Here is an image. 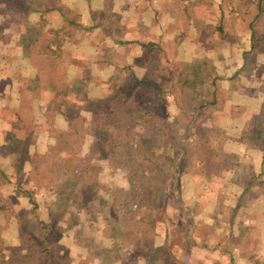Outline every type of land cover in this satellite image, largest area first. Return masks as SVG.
Listing matches in <instances>:
<instances>
[{"label": "crops", "instance_id": "crops-1", "mask_svg": "<svg viewBox=\"0 0 264 264\" xmlns=\"http://www.w3.org/2000/svg\"><path fill=\"white\" fill-rule=\"evenodd\" d=\"M33 5L35 11L25 10L29 21L38 22L42 17H48L53 28H60L65 17L85 26H94L91 34L102 32V46L98 43L93 51L94 57L102 51V61H107L105 57L108 58L107 53L112 50L124 54L120 52L132 43L136 46V43L157 42L165 52L168 64L177 62L181 67L193 62L206 64L211 69L212 78L222 79L219 83L222 102L217 113L218 126L225 136V147L216 164L217 172L215 175L191 176L187 172L182 173V204L192 212L190 220L195 227V249L190 252V257H183L190 264H220L224 256H233L235 264H264V197L256 194L264 190L261 186L264 179L261 177L260 182L253 183L252 187L241 184L239 178L234 180L236 174L247 175L250 180L253 174L259 176L264 171V0H34ZM111 23L115 25L113 30ZM25 25L19 23L20 32ZM8 32L11 33V28ZM24 39V35H21L16 41L14 33L6 43L9 56L12 55L8 61L11 64L26 63L34 68L30 58L20 51ZM119 41L131 44L121 46ZM17 53L19 56L15 57ZM75 58L72 53L63 59V62L70 60L63 84L40 83L37 88L38 83L32 82V87L16 84L14 89L5 88L1 99L7 105L1 104V111L8 106L10 110L19 113L20 107L31 95L29 112L37 114L42 108L41 111L48 112L46 123L53 114L56 128L69 131L70 124L73 126L75 121L60 113L55 114L54 111L59 103L70 100L69 95L76 80L83 83L86 79L84 74L79 77L74 73L72 75ZM134 60L132 57L125 58L128 65H134ZM114 69L111 66L100 69L102 83L107 82ZM28 76H24V79L40 77L38 69ZM0 118V124L6 125L5 121L8 122L7 128L17 127L12 122L22 120L21 117L14 121ZM10 136L0 135V160L4 162L18 158L14 153L3 155V148L11 143H28L17 135ZM51 142L54 143L53 139L45 143L36 139L33 142L35 146L29 145L30 153L46 154L50 147L45 148V145H53ZM189 169L190 166L180 168L179 171ZM23 170L26 171V165ZM221 171H225L224 175L220 174ZM247 189L254 195L244 200L241 209L245 213L234 218V226L231 228L230 215L227 212L224 214L223 208L229 212ZM224 224H229L226 231ZM240 226L248 227L249 231L243 236L244 242L235 245L234 240L241 235ZM200 227L206 229L207 236L197 233ZM65 235L61 234L56 244L63 246ZM225 236L228 240L226 249L218 245L219 240ZM102 240V258L97 256L92 264H106L108 256H112L105 255L108 251L125 253V250H121L124 253L117 251L113 240L104 234ZM164 242V236L155 238L156 247L162 246ZM85 248L88 249L82 245L83 251H86ZM113 261L115 264H127L117 258ZM136 264L148 263L137 260Z\"/></svg>", "mask_w": 264, "mask_h": 264}, {"label": "rangeland", "instance_id": "rangeland-1", "mask_svg": "<svg viewBox=\"0 0 264 264\" xmlns=\"http://www.w3.org/2000/svg\"><path fill=\"white\" fill-rule=\"evenodd\" d=\"M23 7L16 0H0V105H7L6 102L2 103L1 99L5 88L8 90L16 84H27L32 87L30 84L36 83L33 78L25 80L24 76L29 77L28 74L35 73L37 68H30L26 63L11 64L8 60L12 55L9 56V48L5 47L14 33L16 41L21 35H26L25 30L20 32L18 29L20 22L24 25L35 23L33 20H28ZM78 16L83 19L81 14ZM110 25L112 30L115 29L113 23ZM10 28L11 33L8 32ZM96 33L90 35L78 33L75 36L77 45L70 44L68 46V50L72 49L71 52L76 57L72 75L74 73L79 77L84 74L86 79H89L87 81L93 80L90 82L89 89L91 97L94 99L92 102H86L85 107L81 104L79 109L73 110V115L79 114L80 116L72 118L75 123L73 126L70 124L69 131L62 130L85 136L86 141L82 146H78L76 149L66 146L64 136L60 134L62 131L55 126V115L51 114L48 123H46L45 118H47L48 112L41 111L42 108L37 111V114L29 112L31 95L20 107L19 113L10 110L8 106H5L6 109L2 112V106H0V117H5V120L14 121L17 117L22 118L21 121L12 122L17 125L13 128L10 126L7 128L6 125H9L7 121H5L6 125L1 123L0 135H7L10 138V135L14 137L17 135L28 142L26 145L11 143L7 145V148L2 149L3 155L14 153L18 159L9 162L0 160V257L4 254L8 255L9 252L6 251L8 248L19 247V232H21V236H25L29 240L40 239L43 236V231L39 221L50 224L53 218H57L60 227L52 233L50 238L52 244L61 250L66 264H92L93 261L90 262L89 258L97 256L102 258V241H104L102 240V215L117 225L120 223L115 212L121 203L131 201L133 198V189L126 179V175L129 176L132 173L138 176L144 175V179L141 180L142 185L137 184V186L148 192L145 201L150 204L149 207H152L143 208L139 217H161L159 215L165 206L169 204L179 207L182 202L181 193L184 184L182 173L187 172L188 174V171H178L175 174L172 164L161 157V151L158 149L160 145H154L156 139L152 137L157 133V128L153 124L139 128L138 134H136V130L125 133L115 128L104 129L110 121L109 113H111L113 102L105 101L102 91L98 87L102 83V70H100L102 66L96 63L93 51L97 48L98 43L102 46V32ZM36 35L37 33H32V39ZM120 53H124L123 56L113 58L115 61L132 57L133 60L135 59L133 67L141 78L159 81L156 73L154 76L148 73L144 66L145 63L139 59L140 47L130 45L124 47ZM14 56L17 57L19 54ZM162 62L175 74H180L186 66L181 67L177 62L168 64L164 51ZM63 63L67 66L70 60H65ZM82 84L81 81L76 80L75 85ZM160 87H163L162 82H160ZM138 99H141L145 105L152 103L150 107L154 109V116L162 114L159 109L163 104L161 96L146 94L144 98L141 95ZM127 112L130 111L127 109ZM170 113L172 114L171 123L177 127V113L173 109ZM124 115L125 112H123ZM94 119L95 121H93ZM99 133H101V138L97 139ZM88 134L93 136L92 140ZM137 135H141L142 138L149 137L154 142L142 145L132 143L131 141ZM36 139H41L44 143L46 140L53 139L54 143L45 145V148L50 147L46 154L30 153L29 145L35 146L33 142ZM91 145H94L93 147L96 149L95 153H92V156H95L93 160H90ZM101 157L102 161H99L98 159ZM146 159L150 161L147 162ZM133 164L139 165V168H136L138 171H119L115 167L123 165L130 170L134 169ZM191 164L190 157H183L174 166H178L180 170V168L185 169ZM25 165L26 171L23 170ZM65 201L71 205L70 208L65 209L62 205ZM32 202L37 205L36 208ZM132 211L135 212L136 209L133 208ZM173 213L175 215L173 219L177 222L184 217V214H179L178 209L173 210ZM60 215L63 216L60 217ZM127 219L130 220V216ZM122 225H125L127 227L125 230L129 232L126 238L121 237L124 241L123 245L131 249L134 240L130 233L134 236L137 226L132 223V220L130 223H122ZM121 228L120 223L118 229L111 228L109 231L112 236L120 238ZM174 229L177 230L178 225ZM67 230L69 231L66 232ZM64 233L66 234L62 240L64 245L56 244V240ZM82 245L88 247L90 252L86 248V251H83ZM71 248L74 249L71 251ZM116 249L122 253L124 252L121 250H125ZM75 252L79 254L77 255ZM115 258L108 256L109 260L106 264H115L116 262L113 261ZM118 258L122 260L120 257Z\"/></svg>", "mask_w": 264, "mask_h": 264}, {"label": "trees", "instance_id": "trees-1", "mask_svg": "<svg viewBox=\"0 0 264 264\" xmlns=\"http://www.w3.org/2000/svg\"><path fill=\"white\" fill-rule=\"evenodd\" d=\"M16 1L24 6L23 8L26 11L36 10L33 5L34 0ZM51 24L50 18L42 17L38 22L26 24L23 28L26 35H24L25 39L21 42L22 47L20 49L21 53L26 54L30 58L32 66L38 69L40 77L33 78L38 83L37 88H39L40 83L43 85L64 83L68 67L63 65V59L72 54L67 49L68 44H76L77 39L75 36L78 33L91 34L95 29L94 26H85L65 17L63 25L59 26L60 28H53ZM32 33H37L34 39H32ZM118 44L126 46L131 43L119 41ZM136 44V47L139 46L141 48L139 59L145 63L144 66L147 68V72L153 76L156 73L159 81L141 78L133 65H128L125 59L115 61L117 56L121 57L123 56L122 54L109 51L107 53L108 58L105 57L107 61L105 59L102 61L103 54L102 51L99 52L95 57L96 63L102 68L105 66L115 68L107 82H103L98 86L103 93L105 101L113 102L111 113H109L110 121L105 125L104 129L115 128L128 133L153 124L157 128L156 135L152 136L155 137V142L153 139L150 140L149 137L142 138L141 135H137L131 142L139 143L140 145L154 142V145H160L158 149L161 151V157L172 164L175 174L178 173L179 167L174 165L181 158L190 157L192 164L188 175H215L218 158L223 154L225 147V136L218 126L219 118L217 113L222 102L219 87L222 79L220 77L212 78L210 67L197 62L186 64L180 74H175L165 67L162 62L163 50L160 43ZM105 62L107 63L104 66ZM87 80L89 79H85L82 85L72 86V93L69 95L70 100H64L59 103L55 107V114L60 113L66 118L80 116L79 114L73 115L72 111L79 109L81 104L85 107L86 102H92V99H94L90 95V82ZM160 82L163 83V87H160ZM146 94L161 96L163 100V104L159 108L161 109V115L154 116V109L150 107L152 103H149L148 106L143 104L141 99H138L141 95L144 98ZM127 109L130 112H127ZM172 109L177 113V127H174L171 123L172 114L170 111ZM123 112H125L124 116ZM139 121H141L140 126ZM139 132L137 131L136 134ZM60 134L64 136L66 146L71 149L82 146L86 141V137L82 135H75L65 131L60 132ZM88 136L92 140L93 136L90 134ZM100 138L101 133H99L97 139ZM93 146H90V160L95 157L94 155L92 156V153L96 151ZM98 160L102 161V157ZM145 161L149 162L150 160L146 159ZM132 166H134V169L130 170L123 165H116L115 167L119 171H138L136 170V168H139L138 164H133ZM224 173L225 171L220 172L222 175ZM253 175L249 180L247 175L236 174L234 180L239 178L241 184H248L252 187L253 183H258L262 178L264 179V171L259 176ZM126 179L133 189V198L131 201L121 203L115 212L118 222L120 221L121 227L124 228H121V236L117 238L111 235L109 230L111 228L118 229L120 223L117 225L111 222L105 215H102V234L113 240L117 248L125 249L124 254L127 255L110 253V251L105 255H112L117 259L120 257L127 264H136L137 260H144L148 264H190L183 256L190 257V252L195 249V241L193 240L195 227L190 220V217H192L191 211L186 209L181 202L179 207L170 206L169 204L165 206L159 215L161 217H139L143 208H152L145 201L148 192L139 189L137 186V184L142 185L141 180L144 179V175L138 176L132 173L129 176L126 175ZM261 186L264 187V180L261 182ZM256 194L264 197V190ZM253 195L254 193L247 189L239 197L238 204L229 209V212L223 208L224 214L227 212L230 215L231 228L234 226V218L245 213L241 209L244 200L251 198ZM32 204L34 208L37 207L34 202ZM62 205L65 209L71 207L68 201H65ZM133 208L136 209L135 212L132 211ZM175 209H178L179 214H184V217L180 218L178 222L173 219L175 218L173 213ZM62 216L60 215V217ZM128 216H130V220L127 219ZM131 220L132 223L136 224L137 230L134 232V236L130 233L132 240H134L130 249L123 245L124 241L121 237L126 238L129 234L125 230L127 227L122 225V223H130ZM59 223L57 218H53L50 224L40 220L39 225L43 231V236L40 239L29 240L25 236H21V232H19V247L8 248L6 251L9 253L0 257V264H66L61 250L52 244L50 238L52 233L59 229ZM176 225H178L177 230L174 229ZM223 227L226 231L229 229V224H224ZM239 229L241 235L239 239L234 240L233 244L235 245L243 243V236L249 231L248 227L240 226ZM196 231L201 236H207L206 229L203 227ZM158 236H164L165 242L162 246L156 247L155 238ZM227 243V236H225L222 240H219L218 245L226 249ZM221 258L223 260H220V264H235L233 256ZM95 259L96 257H92L91 259L89 258V261L92 262Z\"/></svg>", "mask_w": 264, "mask_h": 264}]
</instances>
